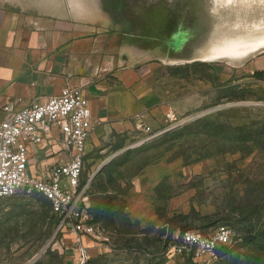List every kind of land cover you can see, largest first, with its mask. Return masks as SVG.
<instances>
[{
	"label": "rangeland",
	"instance_id": "1",
	"mask_svg": "<svg viewBox=\"0 0 264 264\" xmlns=\"http://www.w3.org/2000/svg\"><path fill=\"white\" fill-rule=\"evenodd\" d=\"M39 1L45 11L66 3L11 0L25 11ZM86 1L95 7L98 0ZM99 2L129 20L133 34L160 40L145 54L142 46L141 71L159 64L150 80L171 112L150 127L153 137L138 128L86 150L81 184L97 235L91 264H264V248L246 237L251 226L264 235V77L253 75L264 48L241 59H200L220 34L264 36V0ZM175 17L183 26L194 18L200 40L183 47V57H161ZM43 207L35 193L0 199V264H70L58 223L42 218ZM219 226L232 231V241L212 255L194 262L171 251L180 233Z\"/></svg>",
	"mask_w": 264,
	"mask_h": 264
},
{
	"label": "crops",
	"instance_id": "2",
	"mask_svg": "<svg viewBox=\"0 0 264 264\" xmlns=\"http://www.w3.org/2000/svg\"><path fill=\"white\" fill-rule=\"evenodd\" d=\"M99 1L94 7L86 0H66L47 11L39 1L25 11L0 0V121L4 106L18 109L64 86H81L89 100L95 126L87 151L101 137L132 134L139 123L155 128L170 116L171 107L151 83L150 67L159 64L141 71L140 57L160 40L133 34L125 28L129 20L107 13ZM145 25L161 29L156 21ZM253 64L264 71V59ZM44 138V144L28 146L27 170L36 177L66 160L59 131L51 128Z\"/></svg>",
	"mask_w": 264,
	"mask_h": 264
},
{
	"label": "built area",
	"instance_id": "3",
	"mask_svg": "<svg viewBox=\"0 0 264 264\" xmlns=\"http://www.w3.org/2000/svg\"><path fill=\"white\" fill-rule=\"evenodd\" d=\"M0 121V199L18 193L38 194L50 204L58 218V230L65 232V248L70 264H91L97 235L91 217L87 185H81L86 145L94 129L89 100L81 86H64L56 95L34 100L18 109L4 106ZM139 127L153 137L150 127ZM51 128L60 133L66 160L55 164L46 175L36 177L27 170L28 146L44 144V134ZM232 231L219 226L207 234L186 230L171 251L197 262L203 254H213L232 241Z\"/></svg>",
	"mask_w": 264,
	"mask_h": 264
},
{
	"label": "bare ground",
	"instance_id": "4",
	"mask_svg": "<svg viewBox=\"0 0 264 264\" xmlns=\"http://www.w3.org/2000/svg\"><path fill=\"white\" fill-rule=\"evenodd\" d=\"M228 2V0H226ZM264 36H242L239 32L230 35L220 34L212 43L210 51L200 58L202 61H210L218 58L241 59L264 48Z\"/></svg>",
	"mask_w": 264,
	"mask_h": 264
},
{
	"label": "flooded vegetation",
	"instance_id": "5",
	"mask_svg": "<svg viewBox=\"0 0 264 264\" xmlns=\"http://www.w3.org/2000/svg\"><path fill=\"white\" fill-rule=\"evenodd\" d=\"M172 25L167 45L165 47L161 45V48L159 47L160 52H165L167 55L173 57H183L185 47L196 44L200 40V34L197 33L200 27L198 28V24L194 18H191V21L186 22L183 26V19L175 17ZM173 29L175 30L174 33Z\"/></svg>",
	"mask_w": 264,
	"mask_h": 264
},
{
	"label": "trees",
	"instance_id": "6",
	"mask_svg": "<svg viewBox=\"0 0 264 264\" xmlns=\"http://www.w3.org/2000/svg\"><path fill=\"white\" fill-rule=\"evenodd\" d=\"M253 75L255 77H257V78L264 77V71H254ZM18 194H16V195H18ZM16 195H14V196H16ZM14 196H11V197H14ZM7 198H10V197H7ZM42 198L44 199V207L42 208V211H44V214L41 215L42 218L43 219H47L48 218L50 220V222H53L54 219H55V223L57 224L58 223V218H57V216L54 213L51 212V207H50L49 202L43 196H42ZM1 199H4V198H1ZM88 212L91 215L90 209L88 210ZM48 214H50V216H48ZM55 223H54V225H55ZM90 223L95 224L96 220H94V218L92 217V220L90 221ZM198 232H200V231H198ZM246 232H247L246 233V237L247 238L252 235V237L249 238L250 240H249V244L248 245H251V246L252 245L253 246L259 245L260 247L264 248V245H261V242L264 241V235H262V232H260L259 230H257L253 226H251L248 230H246ZM61 234H62L63 238L67 237L65 232L61 231ZM201 234H207V233H201ZM220 247H227V246H220Z\"/></svg>",
	"mask_w": 264,
	"mask_h": 264
},
{
	"label": "water",
	"instance_id": "7",
	"mask_svg": "<svg viewBox=\"0 0 264 264\" xmlns=\"http://www.w3.org/2000/svg\"><path fill=\"white\" fill-rule=\"evenodd\" d=\"M199 1V0H198ZM215 1L216 3H229V2H226V0H213ZM233 1V0H232Z\"/></svg>",
	"mask_w": 264,
	"mask_h": 264
},
{
	"label": "snow or ice",
	"instance_id": "8",
	"mask_svg": "<svg viewBox=\"0 0 264 264\" xmlns=\"http://www.w3.org/2000/svg\"><path fill=\"white\" fill-rule=\"evenodd\" d=\"M228 2H229V3H231V2H232V0H228ZM262 43H264V42H262Z\"/></svg>",
	"mask_w": 264,
	"mask_h": 264
}]
</instances>
